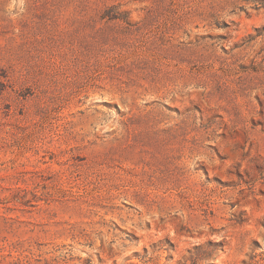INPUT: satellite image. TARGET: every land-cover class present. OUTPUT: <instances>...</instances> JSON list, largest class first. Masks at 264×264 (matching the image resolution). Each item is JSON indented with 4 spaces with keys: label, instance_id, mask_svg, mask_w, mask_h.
Segmentation results:
<instances>
[{
    "label": "rangeland",
    "instance_id": "rangeland-1",
    "mask_svg": "<svg viewBox=\"0 0 264 264\" xmlns=\"http://www.w3.org/2000/svg\"><path fill=\"white\" fill-rule=\"evenodd\" d=\"M0 264H264V0H0Z\"/></svg>",
    "mask_w": 264,
    "mask_h": 264
}]
</instances>
